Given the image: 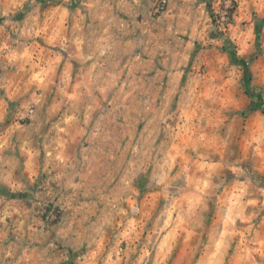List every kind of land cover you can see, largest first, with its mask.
<instances>
[{
	"label": "clouds",
	"instance_id": "clouds-1",
	"mask_svg": "<svg viewBox=\"0 0 264 264\" xmlns=\"http://www.w3.org/2000/svg\"><path fill=\"white\" fill-rule=\"evenodd\" d=\"M0 264H264V0H0Z\"/></svg>",
	"mask_w": 264,
	"mask_h": 264
}]
</instances>
